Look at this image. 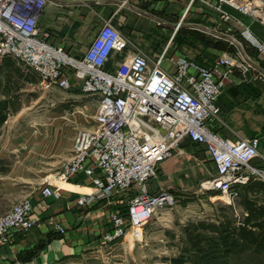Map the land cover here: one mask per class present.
I'll list each match as a JSON object with an SVG mask.
<instances>
[{"label":"built area","instance_id":"1","mask_svg":"<svg viewBox=\"0 0 264 264\" xmlns=\"http://www.w3.org/2000/svg\"><path fill=\"white\" fill-rule=\"evenodd\" d=\"M222 1L264 22V10L256 1ZM46 4V0H0V59L12 58L34 71L46 90L79 89L96 99L97 109L94 126L76 136L72 157L45 178L43 197L59 200L60 186L80 176L87 178L91 191L77 200L78 206L115 198L126 202L111 213L105 241L117 242L130 234L141 243L152 218L176 204L171 192L151 193L147 184L187 139L206 146L216 173L205 181L204 189L219 193L221 202L231 205L251 183L264 182L262 140H232L210 127L221 114L218 101L223 88L214 69L187 58L171 60L166 69L165 53L153 60L133 51L109 71L111 54L123 53L129 46L113 17L104 21L82 57H72L49 42V35L40 34L39 19ZM243 37L264 56L263 41L249 30ZM220 64L236 62L227 57ZM255 159L261 164L255 165ZM33 209L26 199L0 216L1 245L10 244L13 232L39 224L32 218ZM56 231L65 234L63 227Z\"/></svg>","mask_w":264,"mask_h":264},{"label":"crops","instance_id":"2","mask_svg":"<svg viewBox=\"0 0 264 264\" xmlns=\"http://www.w3.org/2000/svg\"><path fill=\"white\" fill-rule=\"evenodd\" d=\"M46 1L39 19L40 34L49 35V42L63 47L72 57H82L104 21L113 17V24L129 40V46L123 53L111 54L106 64L109 71H115L127 53L133 51L143 52L153 60L165 53L162 65L166 69L171 60L180 58L214 69L223 88L218 101L221 114L210 127L232 140L259 137L260 151L264 153V56L243 37V32L249 30L264 43V22L260 18L222 0ZM162 27L169 30V43L159 48L153 37ZM223 35L239 42L247 59ZM173 42L175 46H171ZM227 57L236 64H220ZM96 109L97 105L95 114ZM45 122L48 129L43 133V151L30 160H19L8 174L0 177V188L16 193L14 201L32 200V218L39 222L28 231L13 232L9 245L0 244V264H83L87 260L98 263L108 251L102 247L101 239L110 231L111 212L126 202L115 198L113 202L102 200L78 206L77 200L91 191L90 180L81 176L59 187V200L43 197V178L72 157L76 136L87 129L83 119L75 115H50ZM192 146L199 148L195 151L199 153L191 151L192 155L188 152L186 156L203 160L201 153L207 154L205 145L187 139L181 151ZM170 164L173 170L179 169L177 162ZM254 164L260 165L261 160L255 159ZM167 166L164 163L161 169L171 171ZM215 173L213 164L205 177L211 178ZM56 225L63 227L65 234L56 231ZM149 229L145 228L146 238Z\"/></svg>","mask_w":264,"mask_h":264},{"label":"rangeland","instance_id":"3","mask_svg":"<svg viewBox=\"0 0 264 264\" xmlns=\"http://www.w3.org/2000/svg\"><path fill=\"white\" fill-rule=\"evenodd\" d=\"M251 1L264 10V0ZM168 33L164 27L154 33L159 48L169 43ZM96 104L95 98L81 91L46 90L34 71L12 58L0 59V177L19 160H30L43 151L48 116H79L86 123L83 130H88L94 125ZM193 146L162 163L171 171L165 172L160 164L157 176L148 182L150 191L171 192L176 204L152 218L146 226L150 228L147 238L139 243L129 234L110 243L105 234L102 247L108 251L98 263L83 264H264V182L257 179L241 190L231 205L221 202L219 193L204 189L209 179L205 176L213 166L208 154L201 153L203 160L186 156L196 151ZM171 161L177 162L178 170H173ZM0 190V214L26 200L14 201V191Z\"/></svg>","mask_w":264,"mask_h":264},{"label":"water","instance_id":"4","mask_svg":"<svg viewBox=\"0 0 264 264\" xmlns=\"http://www.w3.org/2000/svg\"><path fill=\"white\" fill-rule=\"evenodd\" d=\"M222 38H224V39H226V40H229V41H231V42H234L236 45H237V47H238V49L240 50V52L242 53V55H243V57L244 58H246V54H245V51H244V49H243V47L241 46V44L239 43V42H237L235 39H233L232 37H230V36H228V35H223V36H221ZM247 59V58H246ZM244 70H246V68L244 67L243 68ZM245 72H247V70L245 71ZM249 75V74H248ZM249 78V77H248Z\"/></svg>","mask_w":264,"mask_h":264},{"label":"trees","instance_id":"5","mask_svg":"<svg viewBox=\"0 0 264 264\" xmlns=\"http://www.w3.org/2000/svg\"><path fill=\"white\" fill-rule=\"evenodd\" d=\"M226 48H228V47H226ZM233 49H234V48H232V50H233ZM71 91H77V92H78V91H80V90H79V89H74V90L71 89ZM194 149L197 150V149H199V148L195 147ZM252 184H253V183H251L250 185H252ZM250 185H249V186H250ZM247 187H248V186H247ZM247 187H246V188H247ZM246 188H244V189H246Z\"/></svg>","mask_w":264,"mask_h":264},{"label":"bare ground","instance_id":"6","mask_svg":"<svg viewBox=\"0 0 264 264\" xmlns=\"http://www.w3.org/2000/svg\"><path fill=\"white\" fill-rule=\"evenodd\" d=\"M219 198V197H218ZM132 245H133V243H132Z\"/></svg>","mask_w":264,"mask_h":264}]
</instances>
